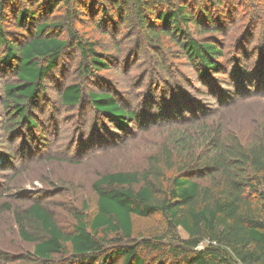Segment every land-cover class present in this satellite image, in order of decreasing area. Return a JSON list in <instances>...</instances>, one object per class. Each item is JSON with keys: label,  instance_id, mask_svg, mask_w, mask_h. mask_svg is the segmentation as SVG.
Here are the masks:
<instances>
[{"label": "trees", "instance_id": "obj_1", "mask_svg": "<svg viewBox=\"0 0 264 264\" xmlns=\"http://www.w3.org/2000/svg\"><path fill=\"white\" fill-rule=\"evenodd\" d=\"M205 1L210 0H0V67L14 74L1 86L5 118L9 123L24 122L27 130L38 127L29 111L38 106L44 82L68 47L79 52L77 70L83 76L97 77L96 72L109 68L107 54L73 30L80 12L93 16L105 33L106 23L112 31L118 22L153 44L169 39L200 80L219 73L220 48L189 32L199 19L211 21ZM211 1L220 7L221 0ZM61 7L65 11L59 14ZM8 14L21 32L7 30ZM86 97L116 129L129 130L131 123L143 127V116L109 92L84 94L77 81L59 92L65 106L81 104ZM159 108V119L171 117L173 108ZM202 134L205 145L199 151L183 135L172 148L164 146L150 156L145 169L102 174L93 183L96 210L90 217L74 212L70 232H63L41 204H31L21 216L33 228L27 237L33 244L31 263L146 264L137 244L124 241L132 240V216L160 214L168 228H181L187 237L176 238L165 249L166 260L162 253L155 264H264V144L244 146L236 138H222L218 129ZM21 231L24 235L22 227ZM159 242L153 247L157 251L164 249ZM167 256L175 262H166Z\"/></svg>", "mask_w": 264, "mask_h": 264}, {"label": "rangeland", "instance_id": "obj_2", "mask_svg": "<svg viewBox=\"0 0 264 264\" xmlns=\"http://www.w3.org/2000/svg\"><path fill=\"white\" fill-rule=\"evenodd\" d=\"M205 3L211 21L199 19L189 32L220 48L222 70L204 80L169 39L153 44L118 22L112 31L106 23L105 33L93 16L80 12L73 30L107 54L109 68L96 72L97 77L83 76L77 70L79 52L68 47L44 82L38 106L29 111L38 127L27 130L24 122L9 123L3 114L1 86L14 74L0 67V264H32L33 244L27 237L33 228L21 219L31 204H41L63 232H70L74 212L90 217L96 210L97 178L147 168L149 157L164 146L172 148L178 137H190L198 151L205 145L202 132L207 130L218 129L222 138H236L244 146L264 144V0H221L220 7L211 0ZM107 10L111 11L109 4ZM63 11V7L57 10ZM8 15L7 30L21 32ZM74 81L84 94L111 93L143 116V127L131 123L129 130L116 129L87 97L81 104L63 105L59 92ZM160 105L163 111L173 108L171 117L159 119ZM132 226V240L124 243L137 244L146 264H155L162 253L166 260L167 246L187 237L181 228H168L160 214L132 216ZM157 240L164 249L153 248ZM166 262L175 259L167 256Z\"/></svg>", "mask_w": 264, "mask_h": 264}]
</instances>
